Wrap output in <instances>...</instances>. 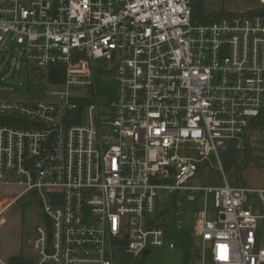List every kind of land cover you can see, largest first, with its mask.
Instances as JSON below:
<instances>
[{"label": "built area", "instance_id": "2783aa9c", "mask_svg": "<svg viewBox=\"0 0 264 264\" xmlns=\"http://www.w3.org/2000/svg\"><path fill=\"white\" fill-rule=\"evenodd\" d=\"M226 1L0 0V48L10 37L28 71L64 68L63 93L45 80L41 98L0 101V187L21 190L0 202V225L28 193L48 218L31 242L32 264H117L121 249L174 250L154 225L172 208L176 229L191 227L201 243L198 264H264V188L226 178L192 185L245 150L264 109V0L200 12ZM101 59L114 62L117 82L102 119L74 93L95 86ZM162 191L171 198L164 204ZM48 192L60 193V206L48 204ZM0 264L11 263L0 256Z\"/></svg>", "mask_w": 264, "mask_h": 264}, {"label": "rangeland", "instance_id": "374dc122", "mask_svg": "<svg viewBox=\"0 0 264 264\" xmlns=\"http://www.w3.org/2000/svg\"><path fill=\"white\" fill-rule=\"evenodd\" d=\"M255 5V0H227L226 3L212 2L208 5H202L200 12L201 10H208L210 13L222 12L223 8L227 12L245 11ZM194 22H198L196 16H194ZM113 65L114 62H108L104 59L94 61L95 86L74 90L75 95H79L78 99H82L81 104L85 111L89 104H96L97 113L101 119L109 116L111 101L117 91V82L111 69ZM27 71L28 62L23 55L22 48L11 45L10 37H7L0 48V101L19 102L28 99ZM49 89L64 92L59 84ZM93 89L96 90V93L93 92ZM59 100L60 97L52 98V101ZM250 143L254 149L258 150L257 157L264 156V132L252 133ZM222 165L223 171L220 170V165L217 162H214L211 167H206L203 170L202 179L194 180L192 185L222 186L226 178L232 186L241 185L249 189L264 188V163H261L260 167L251 164L242 172L228 166L224 159H222ZM152 183L159 186L174 185L175 180L174 178H156L152 180ZM20 191L16 187H0V202L13 199ZM45 197L50 206H60L61 195L59 192L45 193ZM170 199V196H166L164 191L160 192L159 201L161 204ZM191 221L195 222L193 217H191ZM47 224L48 218L39 199L33 193H28L18 199L6 212L0 225V256L7 262H10L12 257L35 260L36 255L32 252L31 242L36 236L37 228ZM192 244L193 252L201 246L200 241L196 243L195 238ZM183 252V248L177 246L174 250L168 248L152 249L148 255L143 253L135 257L121 249L117 250L114 256L117 264H184ZM194 264H198V262H194Z\"/></svg>", "mask_w": 264, "mask_h": 264}, {"label": "trees", "instance_id": "16d2710c", "mask_svg": "<svg viewBox=\"0 0 264 264\" xmlns=\"http://www.w3.org/2000/svg\"><path fill=\"white\" fill-rule=\"evenodd\" d=\"M37 77V78H36ZM53 85H60L64 81V68L52 67L48 74L38 72L35 69H30L27 76V92L32 98H41L46 90L45 82ZM6 123V122H3ZM254 132H264V109L261 114L253 119L250 123L249 130L245 136L246 148L243 152L231 151L223 156L225 163L233 167L236 170L243 171L247 169L251 164H255L260 167L261 163H264V156L257 157V149L251 146L250 139ZM258 159V160H257ZM172 210L165 209L161 213L157 214L154 225L162 227L167 236V241L172 242L177 246L183 248L184 264H194L198 260L196 251H192V241L194 240V231L191 227L184 228L178 231L175 226L174 216ZM11 264H20L19 259L10 261Z\"/></svg>", "mask_w": 264, "mask_h": 264}, {"label": "crops", "instance_id": "0c3cea01", "mask_svg": "<svg viewBox=\"0 0 264 264\" xmlns=\"http://www.w3.org/2000/svg\"><path fill=\"white\" fill-rule=\"evenodd\" d=\"M196 252H197V251H196ZM147 255H148V254H147ZM197 257H198V255H197ZM15 258H16V259H19V261L22 260L23 262H26L27 264H29V263L32 264V262L34 261V260H32V259L27 260V259H25V258H18V257H12L10 261H12V259L14 260ZM196 262H197V261H196Z\"/></svg>", "mask_w": 264, "mask_h": 264}]
</instances>
